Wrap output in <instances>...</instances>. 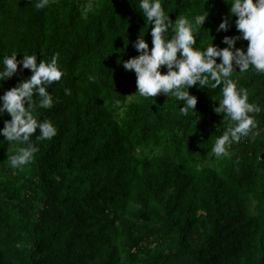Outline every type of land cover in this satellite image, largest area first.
<instances>
[{
    "label": "trees",
    "instance_id": "obj_1",
    "mask_svg": "<svg viewBox=\"0 0 264 264\" xmlns=\"http://www.w3.org/2000/svg\"><path fill=\"white\" fill-rule=\"evenodd\" d=\"M36 2L0 0V57L26 52L39 62L59 53L64 75L48 89L54 105L38 109L58 132L33 136L39 150L21 169L8 160L20 145L0 135V264H264V112L253 114L258 135L215 157V138L232 123L213 111L220 87L191 86L196 113L187 116L170 94L135 93L123 61L139 55V35L152 47L139 0ZM162 6L173 22L209 12L196 47L213 39L223 48L224 36L239 35L235 15L217 31L229 14L225 0ZM31 74L18 65L0 95ZM232 79L264 107V74Z\"/></svg>",
    "mask_w": 264,
    "mask_h": 264
},
{
    "label": "clouds",
    "instance_id": "obj_2",
    "mask_svg": "<svg viewBox=\"0 0 264 264\" xmlns=\"http://www.w3.org/2000/svg\"><path fill=\"white\" fill-rule=\"evenodd\" d=\"M49 3L50 0H37L35 7L43 9ZM225 3L230 5L229 14L222 19L217 31H228L231 17L235 15L239 35L224 36L222 43L227 46L223 48L213 44V39L205 48H199L196 47L198 32L209 16L204 7L194 21L180 17L173 22L165 13L162 0H139V12L148 25H152V47L149 48L144 35H139L133 44L139 55L123 61L124 69L136 75L135 93L145 98L170 94L182 102L179 111L185 116L189 112L196 113L197 97L188 91L191 86L220 87L222 97L213 111L221 114L222 120L232 123L215 138L211 148L215 157L230 156L229 148L233 143L258 135L255 131L258 123L253 114L264 112L260 104L249 102L248 91L238 87V81L232 79L233 73H246L250 69L264 74V0H225ZM240 39L248 41L246 49L235 46ZM17 53L0 57V87L17 73L18 65L32 73L0 95V117L10 115V119L3 121L0 135L7 143L20 145L15 154L8 157L13 169H21L33 161L39 150L33 136L36 141H44L57 135L58 129L52 121L38 118V109L53 107L54 98L48 89L64 75L58 63L59 53L39 62L36 54L26 52L17 60ZM162 66L166 68L163 73ZM65 92L71 94L69 89ZM114 103L119 106L121 102L117 99Z\"/></svg>",
    "mask_w": 264,
    "mask_h": 264
},
{
    "label": "rangeland",
    "instance_id": "obj_3",
    "mask_svg": "<svg viewBox=\"0 0 264 264\" xmlns=\"http://www.w3.org/2000/svg\"><path fill=\"white\" fill-rule=\"evenodd\" d=\"M252 206H253V205H252ZM252 206L249 207L251 210H252ZM131 209H132V210H136V207H135V206H132ZM131 209H130V210H131Z\"/></svg>",
    "mask_w": 264,
    "mask_h": 264
}]
</instances>
